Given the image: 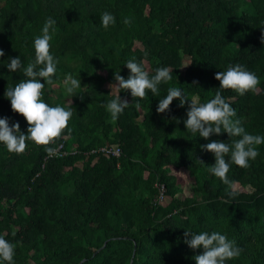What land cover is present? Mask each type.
I'll use <instances>...</instances> for the list:
<instances>
[{"label": "trees", "instance_id": "obj_1", "mask_svg": "<svg viewBox=\"0 0 264 264\" xmlns=\"http://www.w3.org/2000/svg\"><path fill=\"white\" fill-rule=\"evenodd\" d=\"M105 11L116 18L108 29L100 19ZM48 17L56 21L51 51L60 63L43 99L66 107L71 100L72 131L56 142L61 157L31 141L21 155L0 144V235L16 245L15 264H195L202 249L184 243L185 231L234 240L243 251L226 264H264V145L249 168L231 164L229 188L208 171L215 158L200 145L237 138L190 133V101L180 107L174 99L170 113L156 112L170 87L209 101L220 87L215 74L240 64L259 77L258 90L222 95L246 131L264 135V0H0V118L19 122L24 134L27 121L4 93L25 77L6 64L10 57L25 67L34 60V38ZM132 57L150 76L158 67L173 69L172 80L159 86V96L134 98L111 122L102 105L117 94L109 87L114 72L127 78ZM69 73L81 80L73 97L63 86ZM120 96L132 102L130 91ZM112 145L120 157L91 153Z\"/></svg>", "mask_w": 264, "mask_h": 264}, {"label": "clouds", "instance_id": "obj_2", "mask_svg": "<svg viewBox=\"0 0 264 264\" xmlns=\"http://www.w3.org/2000/svg\"><path fill=\"white\" fill-rule=\"evenodd\" d=\"M100 19L105 29L116 23L115 16L107 11L101 14ZM123 23L130 26L131 18H124ZM56 31V21L48 17L41 34L34 38V60L29 61L25 67L21 58L17 56L10 57V62L6 64L9 71H21L25 77L14 87H7L4 95L10 100L12 111L22 115L28 124L27 134H24L19 122H13L10 125L8 117L0 118V144L6 146L10 153L24 154L28 142L31 141L37 146H43L50 157L56 156L59 152L56 142L65 132L71 134L72 129L69 127L73 116L71 100L68 102L70 106L66 107L50 106L43 99L45 85H54L53 77L57 74L60 63L51 51V41ZM261 43L264 44V32L261 35ZM4 55L3 49H0V57ZM125 66L129 70L128 77L120 75V71L114 72L115 83L109 87L111 89L115 87L117 94L102 105L110 114L111 122H116L125 109L133 106L134 98L144 99L149 91L153 96H159V86L172 80L173 69L158 67L155 69V74L150 76L145 64L142 61L138 62L136 57L129 59ZM215 79L220 82V87L215 92L214 98L209 101L201 103L196 97L190 99L182 89L170 87L166 97L159 100L156 112L158 114L170 113V105L174 99L179 100L180 107H184L190 101L186 112L187 119L184 120L185 127L190 133H198L205 140L213 134L221 133H227L230 139L237 138L232 139L231 143L212 140L200 145L202 151L212 153L215 158V163L208 168V171L229 188H234V182L228 177L231 164L243 169L249 168L250 161H255L260 155L258 146L264 145V135L251 134L246 131L242 120L237 118L236 110L222 95V90L231 89L241 96L248 92L255 93L258 90L260 79L254 72L246 70L240 64L229 65L226 71L217 72ZM41 80L44 83H41ZM196 83L197 81H193V84ZM63 86L67 96H76L77 90L82 88L79 74L78 76L67 74L63 80ZM121 90L130 91L131 103L126 97L120 96ZM80 98L83 99V95H80ZM134 106L139 109V102L137 101ZM172 119L176 118L172 117ZM179 122L177 120V123ZM198 161L204 164L202 160ZM228 194L235 196L236 192L233 190ZM184 238V243L193 251L202 249L200 254L194 256L195 264H226V261L238 258L243 251L234 240H229L226 235L216 231H201L198 234L185 231ZM15 247L14 243L0 235V261L15 264Z\"/></svg>", "mask_w": 264, "mask_h": 264}, {"label": "built area", "instance_id": "obj_3", "mask_svg": "<svg viewBox=\"0 0 264 264\" xmlns=\"http://www.w3.org/2000/svg\"><path fill=\"white\" fill-rule=\"evenodd\" d=\"M59 146V152L56 156H52V157H61L63 155H65L66 153L62 151L63 145L60 144ZM91 153H101L104 154L105 156H110V157H115L118 158L121 155V149L119 146L116 145H112V146H102L100 148H98L97 150H92ZM159 189V195L156 199V201L159 203H161L164 199V187L163 186H157Z\"/></svg>", "mask_w": 264, "mask_h": 264}, {"label": "water", "instance_id": "obj_4", "mask_svg": "<svg viewBox=\"0 0 264 264\" xmlns=\"http://www.w3.org/2000/svg\"><path fill=\"white\" fill-rule=\"evenodd\" d=\"M106 244H107V241L104 242V244L101 246V248H99L97 251H95V252L93 253V256H95L99 251H101L102 249H104L105 246H106ZM134 253H135V245H134L133 255H134ZM85 260H86V259H83V260L80 262V264H82ZM130 264H132V261L130 262Z\"/></svg>", "mask_w": 264, "mask_h": 264}]
</instances>
